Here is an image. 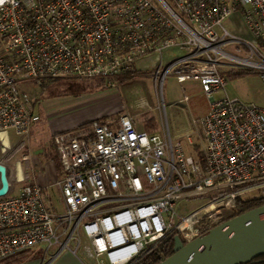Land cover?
<instances>
[{
	"label": "built area",
	"instance_id": "2783aa9c",
	"mask_svg": "<svg viewBox=\"0 0 264 264\" xmlns=\"http://www.w3.org/2000/svg\"><path fill=\"white\" fill-rule=\"evenodd\" d=\"M235 14L242 30L226 26ZM245 70L264 79V0H0V164L9 180L0 260L44 244L47 254L87 249L98 264H128L172 231L188 242L219 224L221 210L264 183V106L215 97L227 75ZM168 78L209 100L203 159L188 151L192 134L140 131L128 114L94 119L53 134L66 211L52 210L29 170L40 115L22 86L75 79L117 89L150 79L164 103ZM197 198L207 203L184 204Z\"/></svg>",
	"mask_w": 264,
	"mask_h": 264
},
{
	"label": "rangeland",
	"instance_id": "374dc122",
	"mask_svg": "<svg viewBox=\"0 0 264 264\" xmlns=\"http://www.w3.org/2000/svg\"><path fill=\"white\" fill-rule=\"evenodd\" d=\"M226 26L230 30L243 29V23L237 14L227 20ZM22 88L34 98V108L40 115L31 130V158L28 164L32 168L29 170L45 187L46 203L59 213H64L66 207L60 197V190L55 185L62 173L57 164L58 153L52 143L53 135L50 136L53 129L66 127L64 130L77 131V124L83 120L107 114V117L96 119L114 121L121 114H128L140 131L162 135L169 131L173 138L182 140H185L186 134H192L194 143L205 144L199 119L207 112L209 100L199 86H187L183 89L175 78H168L164 83V103L160 97V89L150 79L124 81L112 92L97 91L102 87L96 81L75 79L54 81L52 91L49 89L41 92L40 86L32 83H27ZM184 90L189 95L188 101L184 100ZM113 93L116 94L115 97ZM226 95L244 104L264 106V79L252 70L229 74L225 89L215 93V97ZM151 119L154 120V127ZM90 122L91 120L84 124ZM190 148L188 145V149ZM9 164L13 168L14 178H21L23 171L20 163L11 161ZM243 195H264V183L248 189ZM206 203L207 199L204 198L184 202L192 211ZM221 211L226 214L228 210ZM33 248L41 252L36 257L51 255L55 248L58 249L53 247L47 254L44 244Z\"/></svg>",
	"mask_w": 264,
	"mask_h": 264
},
{
	"label": "water",
	"instance_id": "95a60500",
	"mask_svg": "<svg viewBox=\"0 0 264 264\" xmlns=\"http://www.w3.org/2000/svg\"><path fill=\"white\" fill-rule=\"evenodd\" d=\"M9 189L0 164V196ZM264 255V204L213 226L187 243L177 235L175 252L159 264H246Z\"/></svg>",
	"mask_w": 264,
	"mask_h": 264
},
{
	"label": "trees",
	"instance_id": "16d2710c",
	"mask_svg": "<svg viewBox=\"0 0 264 264\" xmlns=\"http://www.w3.org/2000/svg\"><path fill=\"white\" fill-rule=\"evenodd\" d=\"M58 81V80H56ZM54 81H46L42 85H40V91L49 90L53 88ZM98 83V82H97ZM98 85L102 88H105L98 83ZM40 92V93H41ZM103 121H105L103 119ZM152 125L154 127V120L151 119ZM91 123V122H90ZM90 123H86L81 126V128L89 127ZM189 152L196 155L200 160L203 159V152L201 149V144L193 143L191 148L188 149ZM247 185H241L237 188H244ZM264 204V195L259 196H245V195H238L236 199V205L226 212V214L221 218L219 221L224 222L229 220L239 214H242L250 209L255 207L261 206ZM179 235L184 243H187L184 239L182 234L179 231H172L167 234L164 238H162L157 245H149L147 246L140 254L136 256L132 261L128 264H159L161 261L169 257L175 252V237ZM41 254L40 251H36L34 248L24 249L22 251L16 252L2 260H0V264H23L36 256ZM246 264H264V255L260 256L252 260Z\"/></svg>",
	"mask_w": 264,
	"mask_h": 264
},
{
	"label": "crops",
	"instance_id": "0c3cea01",
	"mask_svg": "<svg viewBox=\"0 0 264 264\" xmlns=\"http://www.w3.org/2000/svg\"><path fill=\"white\" fill-rule=\"evenodd\" d=\"M108 90H110V91H108ZM112 90H115V89L102 88V89H98L97 91H99V92H112ZM113 95H114V97L116 96L115 93H113ZM107 116H108L107 114H102L100 116H97V117H94V118H91L88 120H83L82 122L77 124L78 125L77 127H78V129H81V126L84 125L85 122L90 121V120L92 121L93 119H96V118H102V117H107ZM35 125L32 127V130L34 129ZM64 129H67V128L66 127H59V128L53 129L52 132L50 133V136H52L56 132L63 131ZM57 159H58L57 164H58V166H60L59 157ZM60 170H61V167H60ZM72 246H73V244H72ZM57 251L58 250L55 248L52 251L51 255H43L41 257H36V258H33V259L23 263V264H98L94 259H92L91 253L87 249H86V251H87L86 253L88 256L84 254L82 249L77 250L76 253H74L70 249H66V250H63L61 252L59 251V253Z\"/></svg>",
	"mask_w": 264,
	"mask_h": 264
},
{
	"label": "bare ground",
	"instance_id": "6f19581e",
	"mask_svg": "<svg viewBox=\"0 0 264 264\" xmlns=\"http://www.w3.org/2000/svg\"><path fill=\"white\" fill-rule=\"evenodd\" d=\"M192 222V220L191 219H189L186 223L187 224H190Z\"/></svg>",
	"mask_w": 264,
	"mask_h": 264
}]
</instances>
